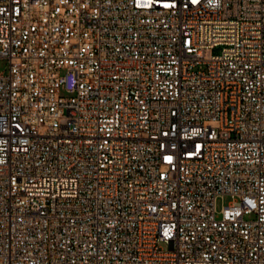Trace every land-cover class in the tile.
I'll use <instances>...</instances> for the list:
<instances>
[{
    "label": "built area",
    "instance_id": "obj_1",
    "mask_svg": "<svg viewBox=\"0 0 264 264\" xmlns=\"http://www.w3.org/2000/svg\"><path fill=\"white\" fill-rule=\"evenodd\" d=\"M0 58V264H264V0H0Z\"/></svg>",
    "mask_w": 264,
    "mask_h": 264
},
{
    "label": "rangeland",
    "instance_id": "obj_2",
    "mask_svg": "<svg viewBox=\"0 0 264 264\" xmlns=\"http://www.w3.org/2000/svg\"><path fill=\"white\" fill-rule=\"evenodd\" d=\"M5 69H6V61H5V59L0 58V72L5 71ZM229 200H230V198L228 196H224L221 199H217L216 208L219 209L221 204H226Z\"/></svg>",
    "mask_w": 264,
    "mask_h": 264
}]
</instances>
